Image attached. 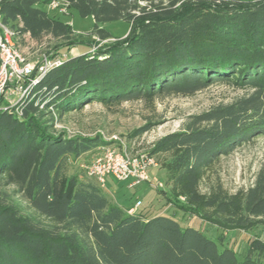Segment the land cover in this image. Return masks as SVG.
I'll use <instances>...</instances> for the list:
<instances>
[{"label":"trees","instance_id":"trees-1","mask_svg":"<svg viewBox=\"0 0 264 264\" xmlns=\"http://www.w3.org/2000/svg\"><path fill=\"white\" fill-rule=\"evenodd\" d=\"M51 1L0 0V17L19 38L60 40L56 58L61 48L83 41L72 24L51 16ZM65 1L94 18L92 35L101 40L113 37L106 22L125 20L130 30L93 52L64 58L18 106L0 111V264H264L260 238L250 241L240 260L233 248L220 249L174 216L130 213L112 203L96 181L67 176L70 156L108 142L69 137L55 128L57 118L93 101L189 95L216 82L249 87L252 92L235 102L192 115L151 153H173L172 192L197 205L176 203L182 210L224 229L263 223L264 167L252 186L234 195L220 189L205 197L198 186L221 156L264 137V0ZM10 187L27 202L28 212Z\"/></svg>","mask_w":264,"mask_h":264},{"label":"rangeland","instance_id":"rangeland-1","mask_svg":"<svg viewBox=\"0 0 264 264\" xmlns=\"http://www.w3.org/2000/svg\"><path fill=\"white\" fill-rule=\"evenodd\" d=\"M49 12L51 16H58L61 20L72 24L80 40L83 41L69 48H61L58 55L91 52L94 44L99 41L98 36L92 35L95 28V20L92 16H82L73 7H67L65 13L58 10ZM103 27L112 36L122 38L129 32L130 23L125 20H114L104 23ZM18 43L27 58L37 66L53 59L52 54L56 52L54 48L62 44L60 40L54 39L51 35L35 39L29 34L19 38ZM251 92L252 89L249 87L243 88L216 82L189 95L162 94L150 100L141 98L123 101L120 104H103L93 101L82 110H72L61 118H57L55 128L69 137L100 136L104 141L126 147L133 153H151L160 138L184 129L192 115L205 112L214 106L235 102ZM154 155L158 162L156 175L164 181L165 188L158 189L146 182L129 187L130 181H120L109 175L107 189H103V192L112 203L132 206L140 202L142 206L137 212L174 216L183 226L199 229L215 240L220 249L224 246L233 248L240 260L244 258L252 239L264 240V221L255 224L250 229H224L188 210H182L176 203L189 208L197 205L191 203L185 194L175 197L172 192L170 160L173 153L164 152ZM93 156V151L78 158L70 156L65 165L66 175L75 176L81 181H95L87 177L83 169V165L89 163ZM263 167L264 137L259 136L243 143L230 154L221 156L208 166L199 183L198 192L208 197L221 189L226 194L234 195L252 186L257 173ZM13 190L14 187L8 188L21 210L28 212L27 202L20 195H14Z\"/></svg>","mask_w":264,"mask_h":264},{"label":"built area","instance_id":"built-area-1","mask_svg":"<svg viewBox=\"0 0 264 264\" xmlns=\"http://www.w3.org/2000/svg\"><path fill=\"white\" fill-rule=\"evenodd\" d=\"M65 0H52L50 10L67 12ZM16 29L4 24L0 17V111H10L24 99L39 79L52 67L62 63L61 59H50L37 66L21 50ZM36 75L33 76V73ZM92 160L83 165L87 177L94 179L101 188L107 189V177L114 176L120 181H130L129 187L140 183L162 189L164 181L154 174L158 166L155 155L150 152L133 153L126 147L108 142L97 146ZM141 205L137 202L130 213Z\"/></svg>","mask_w":264,"mask_h":264},{"label":"water","instance_id":"water-1","mask_svg":"<svg viewBox=\"0 0 264 264\" xmlns=\"http://www.w3.org/2000/svg\"><path fill=\"white\" fill-rule=\"evenodd\" d=\"M129 33V32H128ZM128 33L124 36V37H122V38H116V37H111V38H109V39H106V40H101L100 38H99V41L96 43V44H94V46H93V48H92V52L94 51V50H96V49H99L100 47H102L103 46V44H105V43H107L108 42V40H111V42H114V41H116V40H118V39H123V38H125L127 35H128ZM71 56H73L72 54H65V53H63V54H61V55H59V56H57L56 58H53V59H61V60H63L64 58H69V57H71Z\"/></svg>","mask_w":264,"mask_h":264},{"label":"crops","instance_id":"crops-1","mask_svg":"<svg viewBox=\"0 0 264 264\" xmlns=\"http://www.w3.org/2000/svg\"><path fill=\"white\" fill-rule=\"evenodd\" d=\"M154 174H156V169L154 170ZM122 206V205H121ZM135 205H132V206H122V207H124L125 209H131V208H133ZM142 206V203H141V205L135 210V212L140 208Z\"/></svg>","mask_w":264,"mask_h":264}]
</instances>
